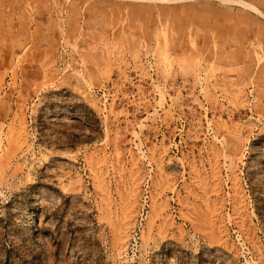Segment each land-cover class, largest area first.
<instances>
[{
    "label": "rangeland",
    "instance_id": "374dc122",
    "mask_svg": "<svg viewBox=\"0 0 264 264\" xmlns=\"http://www.w3.org/2000/svg\"><path fill=\"white\" fill-rule=\"evenodd\" d=\"M0 264H264V0H0Z\"/></svg>",
    "mask_w": 264,
    "mask_h": 264
}]
</instances>
